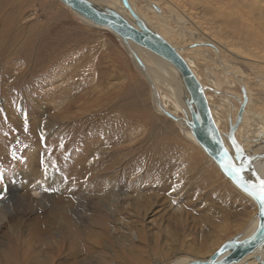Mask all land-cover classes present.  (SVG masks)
<instances>
[{
    "label": "rangeland",
    "instance_id": "1",
    "mask_svg": "<svg viewBox=\"0 0 264 264\" xmlns=\"http://www.w3.org/2000/svg\"><path fill=\"white\" fill-rule=\"evenodd\" d=\"M1 1L4 10L0 11V32L8 28L13 41H10L7 57H0V196L3 197L0 199V219L3 220L0 226V264H15L16 260L23 262L28 253L41 260L55 247L59 239L57 233L53 230L52 238L45 239V243L49 240L50 245L46 247L42 244L43 227L36 224L42 219L48 222L47 207L54 203L58 185L51 181L48 189L45 179H28L29 173L34 171L24 169L23 164L30 155L47 152V147L59 144L56 140L61 131L65 129L67 132L74 125L81 124L92 144L100 139L94 127L116 121L123 126L126 138L112 149L123 147L124 152L105 148L98 163L107 166L104 177L122 174L129 181H125L121 188L118 202L123 204L126 213L115 216L125 220L124 226L110 223L108 233H101L99 227L91 222L93 205L84 199L93 197L88 184L83 179L76 183L73 195L81 194L84 203L77 209V214L70 199L67 206L79 215L76 217L77 226L85 231L78 236V241H84L82 247L88 249L82 248L77 264H171L180 259H204L224 241L246 233L256 214L255 205L223 177L216 165L186 138L178 125L156 111L147 81L112 33L85 24L58 0ZM131 1L139 8L146 4V0ZM168 1L184 16L189 14L190 22L185 25L190 30L197 26L201 30L199 32H211L206 34L213 43L225 41L231 44L237 56L252 60L261 57L263 49H252L240 31L233 32L221 26L222 22L228 23L220 16L221 13L251 12L253 3L249 0ZM165 2L160 0L166 11ZM229 2L234 3V8ZM186 11L188 14L184 13ZM261 11H264V3L253 13ZM262 21L264 24V18ZM249 22L255 27L256 23H262L260 20ZM169 25L174 27L171 23ZM256 31L262 36V28L260 32ZM174 36L173 33L167 35L173 39ZM29 41L30 49L26 46ZM254 52L258 54L254 56ZM26 53L28 64L25 63ZM213 56L215 53L210 52L207 57L194 59V69L211 97L221 129L228 138L238 132V142L248 150L264 155L263 144L257 135L259 130H256L259 125L253 118L255 111L264 113V86L259 84L245 63L222 54L236 73L226 74ZM259 59L262 62V58ZM33 66L38 71L32 72ZM42 67L45 68L41 70ZM31 130L35 133L30 134ZM75 144L65 147L59 156L67 165L87 150L83 144ZM160 146L164 157L157 160ZM99 147L95 149V157H100ZM135 147L140 149L136 153L153 154L154 165L177 159L198 170V174L201 171L199 177L203 185L197 196L192 194L196 185L192 181L171 194L153 189V193L159 194V199L152 195V198L142 200L147 191L136 190L134 187L140 184L135 183L156 171L135 173L132 168L125 169L127 159L132 156L126 153ZM238 148L242 149L240 145ZM112 158L117 161L115 168L110 164ZM167 176L166 173L160 176L162 184L172 181ZM192 176L189 173L188 180H193ZM63 178L66 189L69 178ZM42 193L47 194L44 199ZM74 200L75 204L80 201L78 197ZM35 226H38L41 237L32 236Z\"/></svg>",
    "mask_w": 264,
    "mask_h": 264
},
{
    "label": "bare ground",
    "instance_id": "2",
    "mask_svg": "<svg viewBox=\"0 0 264 264\" xmlns=\"http://www.w3.org/2000/svg\"><path fill=\"white\" fill-rule=\"evenodd\" d=\"M87 1L95 5L96 7L100 8L101 10H105V11L108 10L110 12H115L116 14L125 18L128 22L133 24V19L129 16L127 11L123 8L120 0H87ZM249 1L253 3V6L251 7V10H250L251 12L242 13V12L235 11V13H231V12L221 13L220 16L224 17V19L227 20L228 22V23L222 22L221 26L222 28L225 27V28L231 29L233 32L236 30L240 31V33L242 34L243 40L248 42L249 44L251 43L250 46L253 47L252 49L256 48V49H259L260 51L261 49H263L262 53L259 51L261 53V57L258 56L259 58H262L261 59L262 62L259 61L260 60L259 58L258 59L256 58L259 61L258 62V61H255L256 59L255 60L248 59L250 57L246 58L243 56H237L233 52V49H234L233 46L225 41L223 42L221 41L220 43H216V44L213 43V41H211V39L209 38V35L206 34V33L210 34L211 32H208V31L206 33H203V31L199 32L201 30L198 29L197 26H195L194 29L190 30L189 28L186 27L187 21H189V18H190L188 17L189 14L187 13V11L184 13L188 14V16H184L181 13V11L175 8L173 3H171L168 0H166V2L164 3V6L166 7V11L162 8L160 4V0L159 2L154 1V0H146V4L140 8L139 6L137 7L131 0H128L131 9L136 14V16L143 22V24L151 32L160 36L161 38L166 40L172 47H174L177 53L189 65V67L195 74L197 80L200 82L201 86L203 87V90H204V93H205V96H206V99L209 105V109L213 117V121L223 139V142L227 150L231 154L234 162L238 163V165L241 164L244 167L248 163L249 167L247 168L246 170L247 172L245 174L252 176L254 179V183L257 184L259 179L264 178V155L258 154V151H255V150H248L247 148H245L243 144L238 142L237 141L239 138L237 135L238 132H236L234 136L232 137H229V138L227 137V134L221 129L220 120L215 115L213 106L211 104V97L207 94L204 84L201 82L200 78L197 76L195 69H194L195 68L194 59L197 60L198 58H201V57H205V56L207 57V55H209L210 52H213L215 53V56H216V57L213 56L214 59H216V61H218L220 64L219 68L224 70L226 74L235 73L231 70V67L227 63L226 59L224 60L222 56L223 54V55H227L225 57H230L231 60L236 59V61L245 63L249 67V71L252 72V75H254L259 80V84L261 83L260 85L264 86V24L262 21L264 18V11H261L260 13H253L256 10L260 9V6L262 3H264V0H249ZM229 3L231 4L232 8H234V3L233 2H229ZM3 8H4L3 1L0 0V11H3L4 10ZM249 14L251 15L248 16ZM243 16H246V18H243ZM79 19L85 24L91 25L89 22L81 18ZM257 20L258 22L260 20L262 22L261 23L262 25L261 24L258 25L256 23L257 27H255V25L253 24L251 25L249 22V21L257 22ZM169 23L173 24L174 27L173 26L171 27ZM93 27H96V26H93ZM97 28L103 29V30H106L112 33L106 28H101V27H97ZM175 28H177V30ZM261 28H262L261 33L263 37L256 31L257 29L260 32ZM9 31L10 30L5 27L0 32V41H2L1 43H3V45H1L0 43V57L1 58L7 57L10 41H13V38L10 37ZM169 33L171 34L173 33L176 35L174 36V39L167 37ZM30 45H31V42L29 41V43L26 44L28 49H30ZM123 46L126 49L131 61L134 63L136 68L139 70V72L144 76L145 80L147 81L150 87V91H151L152 103L156 111L160 115L167 116L166 113L171 115V117H168V118L171 119L176 125H178V128H180V130L183 131L186 138L192 144L196 145L197 147L201 149V147L197 144V142L192 137L191 132L189 130V123L191 121L190 108L188 106L189 98H188L186 89L183 86V83L181 81V77L177 73L176 69L167 61L157 57L153 53L131 42H128L126 45H123ZM245 46L247 45L245 44ZM250 50L251 49H249L248 52H250ZM256 54L258 53L254 52L253 55L256 56ZM249 56H252V55H249ZM135 58L139 60L141 65L137 63ZM25 59H26L25 63L28 64L29 59L27 57V53L25 55ZM42 59H46V57H42ZM203 60L205 59L203 58ZM44 68L45 67H42L41 70H43ZM36 71H38L37 67L33 66L32 72H36ZM227 77L228 76H226V78ZM255 112L256 113L253 114V118L259 125V127L256 129V130H259L257 135H258V138L261 140V143L263 144V147H264V113H257V111ZM116 122L115 123H109V122L105 123L104 122L99 127L98 126L94 127V130L96 129V131H98L99 133L98 137L100 138L99 142H96L95 144H92V142L88 141V134L85 132V129L83 128L82 124L79 126L74 125L72 128H69L67 132L64 129V131H61L59 133V137H58L59 140L58 138L56 140V141H59L58 142L59 144L55 146L52 145L53 147H47V152L45 150L44 152H41L40 154L34 153L30 155L27 158V161L24 162L23 164L24 169H29L30 171H34V172L29 171L30 172L29 176H27L28 179L29 177L33 178V180L34 179L37 180L41 178L43 180L45 179L48 185V189L51 188V181L58 185V190L56 191L57 195L54 198L55 199L54 203L48 204V207H47L49 212H48V217L46 220H48V222H43L44 219H42V220H38L36 225L41 224V226L43 227L42 228V239H43L42 244H44L46 247L49 245V240H48V243H45L46 241L45 239L52 238L54 234L53 230L55 231V233H57V236L59 239L57 240V242H55L54 244L55 247L50 249V251L52 252L49 251L50 254L46 255L44 259L38 260L35 256H31L30 255L31 253H28L23 259V262L22 260H19V263H18V261L16 260L15 264H77L76 259L78 255L83 251L82 248H84L85 251L88 250L87 248L82 247V244L84 241L81 242L82 244L79 243L78 241V236L82 235L85 229L84 230L79 229V227L77 226V222H76V219H77L76 217H79V215H75L77 214L76 212L77 209L84 202H82L83 199H82L81 194L73 195V193L75 192V186L78 185V184L76 185V183L79 182L81 179H83V182L85 181L86 184H88V188L91 189L88 191L93 192L92 193L93 197H90L88 199L84 198L87 204L93 205L92 206L93 211L92 212L90 211L92 215L94 214L91 220L92 224L98 226L101 233H108L107 229L110 223H114L113 225L122 224V226H124L125 220L116 219L115 216L116 215L120 216L122 215V213L123 214L126 213V209L123 206V204H119L118 202H119V197H120L119 195H121L120 193H122L120 190L121 188L124 187L125 181L126 183H128L127 181L129 180H126L125 179L126 177L122 174L104 177V172L107 169V166H105L104 164L98 163L104 154L103 151L105 148L106 149L109 148L114 152H124L125 150L122 146H121L122 149H112L116 147L118 144L122 143L123 139L126 138L123 126L121 124H116ZM34 133H35L34 130L30 131V134H34ZM75 143L83 144L84 145L83 148L87 150L85 152H82V155H79V158H75L73 161H71L72 163L71 165L70 164L67 165V163L60 160L59 156L61 155V151H63L65 147L67 146L70 147L72 144L76 145ZM98 144L101 147H99ZM239 145L242 148V152L238 153ZM97 146L101 149V152L99 153L100 157H95L94 155V153L97 152V150H95L96 148H98ZM260 148H262V146ZM158 149L159 150L156 154L159 157L157 160L162 159V157H164L163 154H161L162 152L161 146ZM137 150H140V149L138 147H135L127 151L126 154H131L132 156L127 159L128 160V162L126 163L127 168L125 169L132 168L135 173H137L138 171H143L147 173L149 171H156V173L153 172L152 175H150L152 172L149 175L146 174V176H144L140 181L135 183V184H140L137 187H134V185H132L129 182V185L130 186L132 185L130 188L134 187L136 188V190L137 188H139V190L142 189V190L147 191V193L144 194L143 197L141 198L142 200L145 201L150 196L152 198V195L154 198L159 199L160 197L159 194L153 193L152 192L153 189H155L158 192H163V193L167 192L171 194L173 191H179L180 188H182L185 185H190L192 181H195L193 183L196 184L194 186L195 188L192 194L194 196H197V192H199V190L201 189L203 185L202 184L203 180L201 181L199 177L202 175V174L200 175L201 171L198 174V170L197 171L193 170L192 166L190 167L183 160H177V159L167 160L165 158L167 160L165 163L154 165L156 163H154L153 161L154 160L153 154L149 155L150 154L149 152L136 153L138 152ZM73 162H74V165H73ZM110 164H112V167H114L117 164L116 159L112 158V163ZM123 170L124 169H122V171ZM193 171L195 173H193ZM163 173H166L168 175L167 177L171 178L172 181L170 180L171 182L168 181V183L162 184L160 180V176ZM189 173H192V175L195 176V178L194 176H192L191 179L193 180H188L187 175ZM63 177L69 178L68 187H66V189H64L63 183L65 180ZM28 179L27 181H29ZM233 187L235 186L233 185ZM235 189L237 188L235 187ZM239 192L254 204V202L247 195H245L241 191ZM46 195H47L46 193H42L41 197L44 199ZM77 197H78V200L80 201L77 202V204H75L76 200L74 199H76ZM114 197H118V199H114ZM133 198L135 199V197ZM69 199L72 203V207H73L72 209L75 212V214L68 209L67 203L69 202ZM133 202L136 203L138 201L137 199H135V201ZM106 212H108L109 214H107ZM2 221L3 220L0 219V226H1ZM257 221L258 219L255 214V216L251 219L248 228L246 229V233H243L241 235L243 237L248 236L254 230L257 224ZM79 222L83 223V221L81 220ZM37 229H38V226H35L33 228V231L36 233L35 234L34 232H32L33 237L40 235ZM48 247H50V245ZM256 255L260 256L264 260V248L260 252L256 253ZM31 257H33L32 260H31ZM14 258L17 259L16 257ZM189 261L191 260L180 259V260L174 261L171 264H184ZM252 261H253V264H256V262L251 257L248 259V261H246V263L242 262L240 264H251Z\"/></svg>",
    "mask_w": 264,
    "mask_h": 264
},
{
    "label": "water",
    "instance_id": "3",
    "mask_svg": "<svg viewBox=\"0 0 264 264\" xmlns=\"http://www.w3.org/2000/svg\"><path fill=\"white\" fill-rule=\"evenodd\" d=\"M65 8L69 9L78 18L91 25L106 28L111 31L122 43L131 42L157 57L170 63L181 77L183 86L189 98L190 123L189 130L192 137L201 147L203 152L217 165L220 172L239 191L247 195L256 206L257 224L254 230L246 237L241 234L226 240L214 252L204 259H194L184 264H240L246 263L251 257L256 264H264V260L256 255L264 248V210L259 201L247 194L241 178L247 185H255L254 179L246 175V166L235 163L227 150L223 139L215 126L209 105L200 82L186 63L166 40L151 32L131 9L128 0H120L123 8L133 19V24L115 12L101 10L87 0H58ZM141 65L139 60L135 58ZM167 117H171L166 113ZM232 134H230V137ZM232 166L243 169L237 176Z\"/></svg>",
    "mask_w": 264,
    "mask_h": 264
},
{
    "label": "snow or ice",
    "instance_id": "4",
    "mask_svg": "<svg viewBox=\"0 0 264 264\" xmlns=\"http://www.w3.org/2000/svg\"><path fill=\"white\" fill-rule=\"evenodd\" d=\"M239 152H242V149H238V153ZM232 170L237 176H239L240 172L243 171V169H236L235 166H232ZM241 183L243 184L247 194H249L257 201H259L261 209L264 210V178L259 179L257 184L251 186L247 185V183L244 182L242 178H241ZM44 190L48 191V189H44ZM0 199H3V197L0 196Z\"/></svg>",
    "mask_w": 264,
    "mask_h": 264
},
{
    "label": "crops",
    "instance_id": "5",
    "mask_svg": "<svg viewBox=\"0 0 264 264\" xmlns=\"http://www.w3.org/2000/svg\"><path fill=\"white\" fill-rule=\"evenodd\" d=\"M238 235V234H237ZM235 237V236H234ZM233 238V237H232Z\"/></svg>",
    "mask_w": 264,
    "mask_h": 264
}]
</instances>
